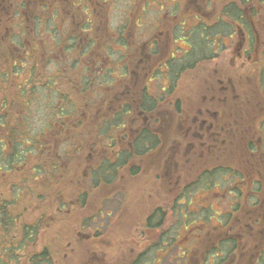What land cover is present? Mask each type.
<instances>
[{
	"label": "flooded vegetation",
	"instance_id": "obj_1",
	"mask_svg": "<svg viewBox=\"0 0 264 264\" xmlns=\"http://www.w3.org/2000/svg\"><path fill=\"white\" fill-rule=\"evenodd\" d=\"M113 2L0 0V104L28 114L27 136L37 140L26 144L35 153L20 166L38 176L37 192L22 187L21 198L43 200L48 193L45 201L61 220L69 206L90 203L94 189L114 188L124 173L140 176L165 151L162 174L178 189L146 212L123 263L163 264L168 250L182 246L186 260L199 249L194 264H264V50L256 52L252 1L244 8L249 28L223 16L221 0H129L112 24ZM223 18L230 24L226 34ZM227 51L222 68L216 62ZM260 60L259 93L254 89L245 101L232 73L255 69ZM200 65L198 71L208 72L202 88L178 95L181 76ZM16 91L29 96L15 99ZM34 103L42 118L30 123ZM168 136L177 137L169 142ZM227 138L233 161L205 165L204 155L221 150ZM183 161L198 164L180 181ZM69 176L70 185L81 186L72 195L60 187ZM13 178L4 182L12 185ZM192 197L217 207L190 208ZM45 229L38 220L31 246L28 236L14 245L13 230L7 231L0 264H54L51 248L40 244Z\"/></svg>",
	"mask_w": 264,
	"mask_h": 264
},
{
	"label": "rangeland",
	"instance_id": "obj_2",
	"mask_svg": "<svg viewBox=\"0 0 264 264\" xmlns=\"http://www.w3.org/2000/svg\"><path fill=\"white\" fill-rule=\"evenodd\" d=\"M128 1L129 0H114L110 8V22L112 24L118 19V15L123 12L124 8L127 7ZM229 1L236 0H222L221 4L224 5ZM253 1L255 4L254 8H257L255 20L259 32V42L256 46V52L257 54L259 53L258 55L260 56L263 55L264 50V11L257 1ZM207 20L208 19H206V21ZM222 21H224L222 24L225 23L227 25L228 22H226L224 18ZM207 30L211 32L215 31L213 28ZM217 30H219V28L216 29V31ZM222 31H224L223 34L228 32L225 28H222ZM223 38H225V36H223ZM229 60L230 55L229 51H227L221 54L220 60L216 63H220L222 68H224L228 65ZM213 63L214 62H212V64ZM262 64V60H260L259 64L257 62L258 66L256 65L257 67L255 69L246 70V67H244L241 71L235 74L232 73L237 79V86L239 85L242 88V90H240L242 91V96L245 101L247 98L253 99L252 97L257 94L253 92L254 89L259 93L257 88V68L260 69ZM202 67L203 66L200 65L196 71H188L186 72V76L185 73L181 76V78L183 77L179 88L181 92L178 93V95L181 96L184 93L183 91L189 90L190 93H193V91H195L194 88H202V82L208 73L202 71L203 69L198 71ZM227 68L224 71H226ZM263 69L264 66L261 70ZM150 88L151 90H157V87L153 88L152 84L149 85V89ZM32 107L34 113L31 122L34 123L37 119L39 120L38 122H41L39 118H42V114L38 115L35 113L36 110L38 111V109L41 108L37 103H34ZM43 108L45 112L48 111L47 107L43 106ZM38 122L35 125L36 127L38 126ZM175 137L177 136H168L167 141L170 142V140L175 139ZM88 138H90V136H88ZM231 149L227 138L223 148L221 150L217 148L216 153L210 154L211 156L206 153L203 162L207 160L205 165L217 163L230 164L233 161ZM56 150L58 153H61L60 148ZM164 160L165 151L156 158L150 167L143 168L140 176L128 177L127 173H124L121 179L119 178V182H116L117 184H115L114 188L94 189L89 198V201H91L90 203L84 207L69 206V212L63 213L61 215L63 216L61 220L53 217L54 205L49 204L50 200L45 201L48 193L44 195L43 200L40 197L37 198L34 196L37 189L32 182H37V175L34 176L33 173L19 172L14 175L12 182L14 186L20 184V186L24 188H35L34 195L28 198H21L20 208L25 212L28 219H37L45 226L46 229L40 236V244L48 245L51 248L54 264H124V259L128 260L129 256L132 254L134 246L131 240L135 236L136 228L140 227L142 218L146 212L155 204H165L170 196L178 189L175 183L171 186V183L168 182V179L162 174ZM203 162L201 164H203ZM146 163L147 160L144 159L141 164L143 166ZM184 163L185 161H183V164ZM195 163L196 162L193 164L190 163L191 165H182L180 170H182L183 176L180 181H185L186 178L194 175V168L189 170L187 167L194 166ZM197 164L195 167H197ZM45 165V168L50 169L51 163ZM173 172H169V176L172 177V180H174L177 171L173 168ZM70 177L71 176L63 179L62 185H60L62 192L66 195H72L81 187L79 185H70ZM214 190L221 191L222 188L215 187ZM109 192H115L116 197L107 201L106 196L109 195ZM194 196H197V194L195 193ZM191 202L190 208L192 206L193 208H198L200 204L208 203H211L212 207L214 206L213 208L217 207L215 201L212 199L204 202L192 197ZM45 213L50 216L45 215ZM88 235L95 237L88 239L86 237ZM178 242L186 243V239L181 237ZM140 244L141 243L138 245ZM181 247L182 246H178L175 250L173 248L168 250L167 254L162 257L163 264H194L191 258H198L199 249H194L191 252V258L186 260L184 256L181 258L180 253L183 251ZM175 255H180V258H177Z\"/></svg>",
	"mask_w": 264,
	"mask_h": 264
},
{
	"label": "trees",
	"instance_id": "obj_3",
	"mask_svg": "<svg viewBox=\"0 0 264 264\" xmlns=\"http://www.w3.org/2000/svg\"><path fill=\"white\" fill-rule=\"evenodd\" d=\"M255 1L262 6L261 8L264 11V0ZM248 2L249 0H236L229 1L224 5L221 4L224 13L223 16L232 20H239L249 28L248 22L245 18L246 14L244 9L248 5ZM256 11L257 8H254L252 11L255 17ZM223 22H221V32L224 33V31H226H222V28L227 29L229 32L230 24H222ZM14 69L16 70L15 73L21 74V70L24 69V64L18 65ZM13 95L15 96V99L17 98V95L18 97L19 95H25L26 97L29 96V94H25V92L17 91L13 92ZM7 106L8 105L5 106L0 104V240L5 238L7 231L13 230L14 236L12 238L15 241L14 245L19 244L20 241L28 236L29 245L31 246L37 239L35 229L38 228V220L34 221L28 218L25 219L26 217L23 216L22 213L24 211L20 208L21 193L23 189L20 184L14 186V184L11 185V182L5 183L4 181H8L9 176L20 172L21 163L28 159V153H35V151L26 152V150L36 149V147L32 148V146H27L26 144L30 141L37 143V140L35 135L27 136V133H29L28 114L21 113L18 108H10ZM6 136H10L6 139L7 141H5ZM17 234H20V236ZM17 239L19 240L16 243ZM1 243L2 241L0 244ZM47 251L48 250L45 249V253Z\"/></svg>",
	"mask_w": 264,
	"mask_h": 264
}]
</instances>
